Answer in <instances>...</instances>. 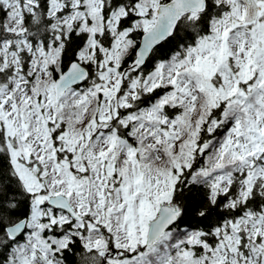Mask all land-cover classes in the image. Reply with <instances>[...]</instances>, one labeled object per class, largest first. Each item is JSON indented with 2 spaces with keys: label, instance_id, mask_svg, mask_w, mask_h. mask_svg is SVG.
I'll return each mask as SVG.
<instances>
[{
  "label": "snow or ice",
  "instance_id": "obj_1",
  "mask_svg": "<svg viewBox=\"0 0 264 264\" xmlns=\"http://www.w3.org/2000/svg\"><path fill=\"white\" fill-rule=\"evenodd\" d=\"M0 264H264V0H0Z\"/></svg>",
  "mask_w": 264,
  "mask_h": 264
}]
</instances>
